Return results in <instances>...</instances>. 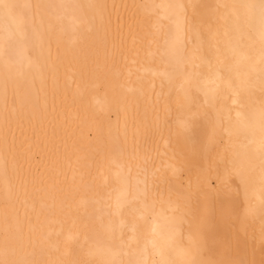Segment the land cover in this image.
<instances>
[{
  "label": "bare ground",
  "instance_id": "bare-ground-1",
  "mask_svg": "<svg viewBox=\"0 0 264 264\" xmlns=\"http://www.w3.org/2000/svg\"><path fill=\"white\" fill-rule=\"evenodd\" d=\"M261 0H3L0 260L264 264Z\"/></svg>",
  "mask_w": 264,
  "mask_h": 264
},
{
  "label": "snow or ice",
  "instance_id": "snow-or-ice-1",
  "mask_svg": "<svg viewBox=\"0 0 264 264\" xmlns=\"http://www.w3.org/2000/svg\"><path fill=\"white\" fill-rule=\"evenodd\" d=\"M2 3L3 0H0V4ZM260 9H261L262 18H264V0H261ZM0 264H27V262L19 261V260H11V259H2L0 260Z\"/></svg>",
  "mask_w": 264,
  "mask_h": 264
}]
</instances>
